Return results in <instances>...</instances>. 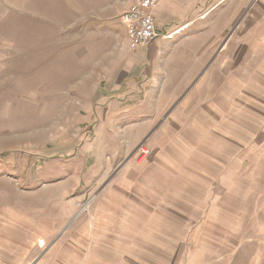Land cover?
<instances>
[{"label": "rangeland", "instance_id": "rangeland-1", "mask_svg": "<svg viewBox=\"0 0 264 264\" xmlns=\"http://www.w3.org/2000/svg\"><path fill=\"white\" fill-rule=\"evenodd\" d=\"M131 1L0 0V264H264L263 0L135 50Z\"/></svg>", "mask_w": 264, "mask_h": 264}, {"label": "crops", "instance_id": "crops-1", "mask_svg": "<svg viewBox=\"0 0 264 264\" xmlns=\"http://www.w3.org/2000/svg\"><path fill=\"white\" fill-rule=\"evenodd\" d=\"M134 0L131 1V3ZM186 1H191L190 4H186ZM206 2H208L209 5H206ZM264 6V0L262 1ZM130 3V4H131ZM209 2V0H161L156 9L154 10V17L155 22L158 27V30L161 31L160 35L163 36L164 32H170L175 27H181L184 23L187 21V17L191 12L193 14H202L206 12H210L211 10H214L215 8H218V3H212ZM207 7V8H206ZM215 9V10H216ZM118 22H120L119 19H117ZM261 23L260 26L257 27V30L260 32L261 37V44L264 48V17H261ZM121 24V22H120ZM253 30H256L254 28ZM125 40L126 39V33L124 34ZM141 47V46H140ZM139 48V47H138ZM60 242V241H59ZM69 245V248H72V250H68V252L62 253V258H68L72 259L74 262L69 264H86L85 262H78L81 257L85 256L86 259L90 258L93 259L96 262H93L91 264H103L101 260V255L105 254V252H99L91 250L95 245L97 244L96 241H67ZM81 248H89V250H86L83 252L80 250ZM76 249V250H73ZM89 260V259H88ZM87 264H90L89 262ZM105 264V263H104Z\"/></svg>", "mask_w": 264, "mask_h": 264}, {"label": "built area", "instance_id": "built-area-1", "mask_svg": "<svg viewBox=\"0 0 264 264\" xmlns=\"http://www.w3.org/2000/svg\"><path fill=\"white\" fill-rule=\"evenodd\" d=\"M160 1L134 0L119 15V20L125 27L129 49L135 50L140 46L148 45L160 36L154 17V10Z\"/></svg>", "mask_w": 264, "mask_h": 264}]
</instances>
